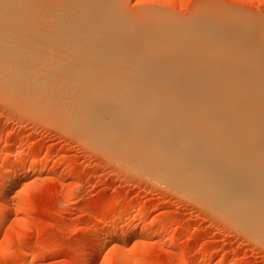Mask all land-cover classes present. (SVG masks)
Segmentation results:
<instances>
[{"label": "bare ground", "instance_id": "1", "mask_svg": "<svg viewBox=\"0 0 264 264\" xmlns=\"http://www.w3.org/2000/svg\"><path fill=\"white\" fill-rule=\"evenodd\" d=\"M0 102L4 103V56H3V2L0 0ZM0 181V232L6 218V167L3 168Z\"/></svg>", "mask_w": 264, "mask_h": 264}, {"label": "rangeland", "instance_id": "2", "mask_svg": "<svg viewBox=\"0 0 264 264\" xmlns=\"http://www.w3.org/2000/svg\"><path fill=\"white\" fill-rule=\"evenodd\" d=\"M5 167V110L4 103L0 102V175ZM0 264H7V220L0 232Z\"/></svg>", "mask_w": 264, "mask_h": 264}]
</instances>
